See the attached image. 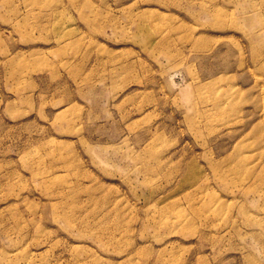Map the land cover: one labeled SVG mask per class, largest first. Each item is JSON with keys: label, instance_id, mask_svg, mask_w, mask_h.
Wrapping results in <instances>:
<instances>
[{"label": "rangeland", "instance_id": "rangeland-1", "mask_svg": "<svg viewBox=\"0 0 264 264\" xmlns=\"http://www.w3.org/2000/svg\"><path fill=\"white\" fill-rule=\"evenodd\" d=\"M0 264H264V0H0Z\"/></svg>", "mask_w": 264, "mask_h": 264}]
</instances>
